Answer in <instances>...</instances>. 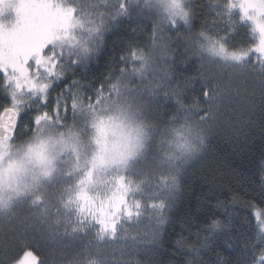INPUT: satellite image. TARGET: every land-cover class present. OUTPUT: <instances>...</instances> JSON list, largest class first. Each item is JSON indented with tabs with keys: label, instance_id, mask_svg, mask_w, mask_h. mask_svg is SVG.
<instances>
[{
	"label": "trees",
	"instance_id": "1",
	"mask_svg": "<svg viewBox=\"0 0 264 264\" xmlns=\"http://www.w3.org/2000/svg\"><path fill=\"white\" fill-rule=\"evenodd\" d=\"M181 2L187 22L173 26L168 17L161 19L166 12L153 0H54V4L75 9L74 16L83 27L72 30V39L46 47L45 54L56 53L51 76L43 71L34 74L38 83L49 84L44 95L51 98L49 108L55 101L58 114L30 129L24 127L28 130L25 140L41 131L68 127L82 109L103 112L108 103V112L132 117L153 134L170 127L193 131L195 150L189 163L182 167L181 163L176 172L175 187L166 196L168 206L160 215L157 232L150 241L147 238L149 242L134 239L127 243L123 236L131 234L125 221L115 241L99 240L97 226L81 223L73 211V215L67 212L58 219L57 207L65 202L60 189L35 208V227H29L31 212L21 211L20 222L4 229L0 264H10L15 253L6 255L4 250L14 240L24 238L35 240L44 264H106L108 258L113 264H220L221 258L236 264L245 245L249 257L254 258L260 250L256 241H264V233L259 231L255 213H260L259 220L264 219V112L259 106L254 111L249 106V99L260 103L258 97L249 96L251 86L247 91L231 86L241 79L239 66L249 65V80L264 74V61L250 52L258 43L257 36L240 16L236 0ZM4 14H0V22H8L10 13L5 10ZM13 20L11 17L10 25ZM10 28L2 26L5 31ZM94 28L97 30L92 31ZM205 37L218 42L226 52L246 58L230 62L202 53L199 44ZM130 51L149 56L143 72H132L139 67V60L130 61L128 72L120 71L125 67L121 57L127 58ZM202 65L209 86L218 85L216 119L211 124L200 119V111L207 107ZM29 67H33L32 62ZM13 95L19 98L21 112L39 110L40 93L16 92L0 73V107L8 106ZM15 139L17 136L12 141ZM158 164L157 157L146 162L142 170L151 173V178L160 177ZM74 181L66 178L64 187L74 186ZM46 210L48 217L44 218ZM214 222L219 224L215 231L210 227ZM94 254L100 262H95Z\"/></svg>",
	"mask_w": 264,
	"mask_h": 264
},
{
	"label": "rangeland",
	"instance_id": "2",
	"mask_svg": "<svg viewBox=\"0 0 264 264\" xmlns=\"http://www.w3.org/2000/svg\"><path fill=\"white\" fill-rule=\"evenodd\" d=\"M12 1L0 0V14H4L5 10L10 13V18L7 17L8 22H0L3 27L5 25V29L13 27L16 22L14 11L19 2L14 0L11 5ZM155 2L161 3L160 10L166 12L161 19L167 18L169 15L168 0H153V4ZM236 2L240 16L248 22L259 43L260 33L255 29L252 20L243 16L239 7L240 0H236ZM14 3L16 4L14 5ZM180 3L182 6L181 0ZM252 14L249 12L248 15ZM11 17L14 19L13 25H10ZM261 19L264 20V17ZM179 21L184 20L175 18V22ZM212 42L206 37L202 39L199 44L202 53L224 61H236L208 51L210 45L212 47L219 46ZM250 52L259 57L255 51ZM241 56V60L246 58V56ZM46 85L49 86V84ZM13 99L16 101L15 106L19 108L21 103L15 95L11 96L8 105H12ZM109 106L108 103L104 105L105 111L103 112L93 108L77 111L73 116L72 124L68 127L50 132L41 131L40 134L36 135L35 133L25 140L24 137L28 130L23 128L17 135V139L11 141L7 154L0 156V203L7 204V207L0 211V240L4 238V229H11L13 222H20L21 211L31 212L29 227L30 229L35 227V208L43 206L45 200L50 199L53 192L60 189L63 191L61 196L65 202L57 207L60 212L58 219H61L67 216V212L69 215H73V211L77 215L76 196L82 188H85L93 199H106L116 191L118 182L129 187L130 191L127 194L129 201L139 200L145 205L144 215L139 220L133 218L131 221H127L131 237L125 234L122 240L128 243L129 240L135 239L137 242L142 241L143 243L147 241L148 237H151L153 232H157V227L161 224L157 222L154 210L148 208L147 204L151 203L153 199L162 201L164 207L161 209L160 215L164 213L168 206L166 196L172 191L173 185L175 187L173 178L175 179L180 164L182 163L181 167L186 166L191 160L190 154L181 155L176 150L174 146L175 134L180 131L193 146L196 135L191 130L175 129L174 127L153 134L148 126L132 117L108 112ZM45 127L47 128V125ZM157 157L160 160L158 168L162 176L151 178V173H146L142 168L146 162ZM13 162H15V167L5 178L3 170L8 169L9 164ZM128 164V167H120ZM112 166L115 167L111 168ZM135 168L141 170L136 172ZM101 171H106V174L100 173ZM99 174L101 177L98 176ZM66 178H74V186L64 187ZM158 200L157 203H159ZM49 210L52 209L49 208ZM42 215L47 218L48 210L43 211ZM256 219L260 221L258 216ZM84 222L90 226H96L94 222ZM130 222L136 229H133ZM93 259L95 262H100L99 257L95 254ZM108 260L110 261H107L106 264H113L111 258Z\"/></svg>",
	"mask_w": 264,
	"mask_h": 264
},
{
	"label": "snow or ice",
	"instance_id": "3",
	"mask_svg": "<svg viewBox=\"0 0 264 264\" xmlns=\"http://www.w3.org/2000/svg\"><path fill=\"white\" fill-rule=\"evenodd\" d=\"M229 6L231 7V4ZM239 7L243 16L252 20L255 29L260 33L259 43L250 51L258 53L261 61H264V20L261 19L264 17V0H240ZM120 8L123 10V3H121ZM167 10L169 12L168 19L173 23V26H175V18L187 22L188 14L182 8L180 0H168ZM74 12L75 9L73 8H65L58 3L54 4V0H22L16 7V22L11 30H2V26H0V73H3L5 83L11 84L16 92L40 93L41 95L40 108L34 113L21 112L15 106L16 101L14 99L12 105L0 107V156L7 154L11 140L20 133L22 128L30 129L32 126L39 125L42 121L49 119L50 115L58 114L59 107L54 100L51 102V108L48 107L51 98H45L44 95L48 86L38 83L34 74L41 71L50 76L53 74L56 65V53L45 54V49L56 41L72 39V30L83 27L82 23L74 16ZM249 12L253 14L248 15ZM96 30L95 28L92 29V31ZM201 35L203 34L201 33ZM217 43L212 42L215 45ZM208 51L236 61H240L242 58L239 54L226 52L223 46L212 47L210 45ZM135 60L140 61L139 67L132 70L135 73L143 72L149 64L148 55L130 51L127 58L121 57V61L125 62V67L121 68L120 71L122 73L128 72V64ZM30 62L33 64L31 68L29 67ZM248 66H239L237 71L241 79L231 86L236 91L241 88L247 91L248 87L251 86L252 91L249 96L251 98L258 97L260 103L257 105L254 99H249V106L253 111L259 106L264 112V74L258 79L249 80L246 74ZM261 66V70L264 72V65ZM203 70L202 65V93L207 107L200 111V119L206 124H211L216 119L214 109L218 93L215 88L218 85L209 86L207 79L203 77ZM174 95L176 94L174 93ZM177 103H180L179 100ZM29 119L31 126L28 125ZM201 142H203L202 137ZM14 167L15 162L9 164L8 169L3 170L5 178ZM81 183L84 182L81 181ZM173 184H175L174 178ZM129 191L127 185L118 182V188L111 197L93 199L88 195L87 190L82 188L76 196L79 220L81 223L84 221L94 222L97 226V238L99 240L115 241L119 236L123 222L131 221L133 218L139 220L144 215L145 205L139 200L129 201L127 196ZM157 200H151L147 207L154 210L156 220L159 223L161 221L160 211L164 204L160 200L157 203ZM255 215L259 216L260 213L256 212ZM210 227L215 231L219 224L214 222ZM259 231L264 233V219L260 220ZM153 235L152 233L149 241ZM256 243H259L261 247L258 252L253 254L254 258L246 254L249 247L245 245V250L241 251L237 257L236 264H264V241L257 240ZM37 248L38 245L34 239H16L12 242L11 247L4 250V254L15 253L10 257V264H44V258L39 255ZM220 264H231V262L221 258Z\"/></svg>",
	"mask_w": 264,
	"mask_h": 264
},
{
	"label": "clouds",
	"instance_id": "4",
	"mask_svg": "<svg viewBox=\"0 0 264 264\" xmlns=\"http://www.w3.org/2000/svg\"><path fill=\"white\" fill-rule=\"evenodd\" d=\"M174 146L181 155H188L195 150L191 142L187 138L183 137L180 131H177L175 134ZM5 207H7V204L0 203V211H2Z\"/></svg>",
	"mask_w": 264,
	"mask_h": 264
},
{
	"label": "water",
	"instance_id": "5",
	"mask_svg": "<svg viewBox=\"0 0 264 264\" xmlns=\"http://www.w3.org/2000/svg\"><path fill=\"white\" fill-rule=\"evenodd\" d=\"M13 139H14V138H13ZM13 139H12V140H13ZM12 140H11V141H12Z\"/></svg>",
	"mask_w": 264,
	"mask_h": 264
}]
</instances>
